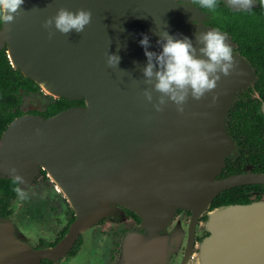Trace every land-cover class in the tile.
<instances>
[{"label": "water", "instance_id": "1", "mask_svg": "<svg viewBox=\"0 0 264 264\" xmlns=\"http://www.w3.org/2000/svg\"><path fill=\"white\" fill-rule=\"evenodd\" d=\"M192 1L24 0L14 23L7 29L0 24V48H5L14 70L37 84L45 95L82 101L81 105L48 117L24 113L13 118L0 134L1 139L12 121L31 116L4 148L0 178L11 179L7 171L10 167H15L27 182L38 167L47 172L35 161L36 156L52 168L79 210L61 190L75 214L64 236L53 246L32 249L10 232L12 240L24 246L26 258L12 262L5 256L2 264H38L41 258L63 255L79 232L114 205L134 210L142 225L155 231L169 221L178 207L202 209L221 190L264 184V174L214 179L228 153L219 151L222 140L232 146L223 128L226 111L233 96L255 79L252 67L243 57L232 50L236 73L221 76L216 89L200 100L189 96L183 113L170 101L163 111L157 112L153 103L159 93H153V103L142 95L143 89L150 87L143 83L142 68L147 64L145 50L139 43L143 35L149 37L148 51L159 53L162 48L157 43L158 34L164 31L177 38L188 37L199 47L195 43L197 33L217 30L204 23L206 13ZM219 1L237 11L227 0ZM62 7L73 12L90 10L91 23L82 33L63 35L57 31L49 39L43 22ZM220 32L234 48L230 36ZM7 42L37 79L12 65ZM108 52L120 57L118 68L108 66ZM239 66L246 72L240 84ZM38 80L60 94L43 91ZM71 91L84 93L90 102L84 95L66 93ZM67 110L73 111L66 118L50 121ZM260 111L264 114V102ZM192 154L200 157L194 161ZM26 184L20 187L24 190ZM95 210L102 212L88 220ZM0 222L8 224L10 230L8 221ZM204 226L208 234L197 246L194 264H264V201L221 206L208 216Z\"/></svg>", "mask_w": 264, "mask_h": 264}, {"label": "flooded vegetation", "instance_id": "2", "mask_svg": "<svg viewBox=\"0 0 264 264\" xmlns=\"http://www.w3.org/2000/svg\"><path fill=\"white\" fill-rule=\"evenodd\" d=\"M254 83L255 80L237 93L256 99L260 111L264 98ZM77 105L81 103L71 101L66 108ZM22 110L29 112L30 109ZM260 113V123L248 116L239 125L225 114L223 128L232 146L214 179L264 174V114ZM53 183L48 173L38 167V173L24 190V199L17 195L0 203V220L10 224L9 230L8 224L0 222V264L5 256L12 262L26 258L24 246L12 240L10 232L17 241L32 249L53 246L67 232L75 214ZM258 201H264V184L231 186L218 192L202 209L176 208L169 221L155 231L147 230L134 210L114 205L79 232L63 255L41 258L38 264H194L197 246L208 234L204 225L213 211L224 205Z\"/></svg>", "mask_w": 264, "mask_h": 264}, {"label": "clouds", "instance_id": "3", "mask_svg": "<svg viewBox=\"0 0 264 264\" xmlns=\"http://www.w3.org/2000/svg\"><path fill=\"white\" fill-rule=\"evenodd\" d=\"M198 2L201 8L210 10H214L217 5V0ZM23 3L24 0H0V24L5 26L14 23ZM227 4L236 10H248L251 9L253 0H227ZM91 20L90 10L78 9L73 12L62 7L54 16L45 19L42 27L48 30L51 39L57 31L63 35L72 31L82 33ZM158 35L160 39L157 43L162 48L159 53L148 51L149 37L146 34L139 42L147 58V64L142 68L143 83L150 86L143 89L142 95L148 103H153V93H159L153 103L157 112L163 111L170 101L176 105L179 113H183L189 96L195 100L204 98L207 93L216 89L221 76H230L236 69L232 46L218 30L197 33L195 43L199 47L194 46L188 37L177 38L168 31ZM119 63L118 55L107 53L109 67L118 68ZM7 171L12 181L19 185L14 189L15 192L24 199L26 193L20 185L27 183L25 177L15 167H10Z\"/></svg>", "mask_w": 264, "mask_h": 264}, {"label": "trees", "instance_id": "4", "mask_svg": "<svg viewBox=\"0 0 264 264\" xmlns=\"http://www.w3.org/2000/svg\"><path fill=\"white\" fill-rule=\"evenodd\" d=\"M192 2L206 13L205 24L230 36L235 44L233 51L252 67L255 76L254 88L260 89V97L264 98V0H255L256 6L251 9L237 11L229 9L219 0L214 10L201 8L198 0ZM38 92H40L38 85L14 70L7 60L5 48H0V134L17 116L33 113L48 117L65 109L74 101L53 98L39 111L30 109L29 112H24L21 108L23 96ZM76 102L82 104V101ZM228 110L226 115L234 119L238 125L244 123L248 116L257 124L262 120L258 102L254 98L244 96V93L235 94ZM16 187L18 184L12 179L0 178V203L16 197L17 193L14 190ZM2 206H5L4 203Z\"/></svg>", "mask_w": 264, "mask_h": 264}, {"label": "bare ground", "instance_id": "5", "mask_svg": "<svg viewBox=\"0 0 264 264\" xmlns=\"http://www.w3.org/2000/svg\"><path fill=\"white\" fill-rule=\"evenodd\" d=\"M10 26L8 24H6L4 26L5 29H7V27ZM7 50H8V56L9 59L12 63V65L16 66V67H20L22 72L28 76L34 77L35 79H37L34 74L30 71H28L23 65L22 63L16 58V56L14 55L13 52V46L7 42ZM239 70V77H238V83H242L245 79L246 76V72L245 70L242 69V67L239 66L238 68ZM236 69H235V73H236ZM39 81V80H38ZM42 84V89L43 91L47 92V93H52L53 95H58L60 94V91L53 89L52 87L46 85L44 82L39 81ZM68 95L71 96H79V95H84L86 97L87 102L89 103V99L88 96L85 95L82 92L79 91H71V92H66ZM73 110H67L65 112L59 113L58 115H56L54 118H52L50 121H56V120H61L66 118L68 115H70V113ZM31 116L25 115L22 118L16 119L14 121H12V123L8 126L7 130L4 132L3 136L0 139V161L3 164L4 162V148L6 147V145H8L10 143V141L12 140V138L14 137L15 133L18 130H21L24 125L22 123H26L28 122V119H30ZM230 150V146L227 144V141H225V139L222 140V146L221 149L219 150L221 153L229 151ZM35 161L38 163H41L43 165V167H45L48 175L52 178L53 182L57 185V187L59 188V190H63V192H65L67 195V198L69 199V202L73 204V206L76 208V211L78 212L79 210L77 209L76 205L74 204V202L72 201V199L69 197L68 193L66 192V190L64 189V187L62 186V184L60 183V180L57 178V175L55 174V172L52 170V168L46 163L45 160L40 159L36 156H33ZM193 160L196 161L195 159H198L200 157V154H192ZM179 159V158H177ZM122 204L124 205L125 203L122 202ZM128 206L132 207V208H136L133 205L128 204ZM102 211L101 210H95L92 211V213H90L89 219L88 220H93L94 218H96L98 215H100ZM226 211L223 210V216L224 213Z\"/></svg>", "mask_w": 264, "mask_h": 264}, {"label": "rangeland", "instance_id": "6", "mask_svg": "<svg viewBox=\"0 0 264 264\" xmlns=\"http://www.w3.org/2000/svg\"><path fill=\"white\" fill-rule=\"evenodd\" d=\"M52 99V97L45 95L43 92L30 93L23 96L22 108L25 110L36 109L38 107L43 108L44 105L49 103Z\"/></svg>", "mask_w": 264, "mask_h": 264}, {"label": "crops", "instance_id": "7", "mask_svg": "<svg viewBox=\"0 0 264 264\" xmlns=\"http://www.w3.org/2000/svg\"><path fill=\"white\" fill-rule=\"evenodd\" d=\"M21 108H22V104H21ZM22 109H23V108H22ZM37 173H38V172H37ZM37 173H36V174H37ZM36 174H35V175H36ZM35 175H34V176H35ZM30 184H31V181L27 182V184H26V186H25V189H26ZM25 189H24V190H25Z\"/></svg>", "mask_w": 264, "mask_h": 264}]
</instances>
